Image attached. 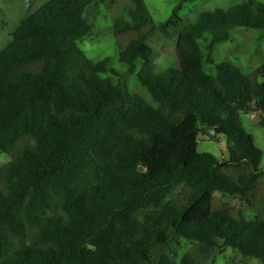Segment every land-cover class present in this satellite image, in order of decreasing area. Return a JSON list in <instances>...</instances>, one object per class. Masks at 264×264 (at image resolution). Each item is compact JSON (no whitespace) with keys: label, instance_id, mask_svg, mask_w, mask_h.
<instances>
[{"label":"trees","instance_id":"16d2710c","mask_svg":"<svg viewBox=\"0 0 264 264\" xmlns=\"http://www.w3.org/2000/svg\"><path fill=\"white\" fill-rule=\"evenodd\" d=\"M107 1L49 0L0 50V151L13 156L0 168V264H198L228 248L264 264L263 151L241 123L253 115L264 127V64L245 75L214 58L234 29L264 30V3L184 24L181 6L195 0H181L157 24L145 0H131L113 32L136 33L119 61L147 102L77 44L93 31L89 9ZM154 36H178L176 67L156 71ZM210 130L226 138L222 160L198 151ZM173 236L193 244L179 261L157 254Z\"/></svg>","mask_w":264,"mask_h":264},{"label":"rangeland","instance_id":"374dc122","mask_svg":"<svg viewBox=\"0 0 264 264\" xmlns=\"http://www.w3.org/2000/svg\"><path fill=\"white\" fill-rule=\"evenodd\" d=\"M49 0H0V50H2L11 41V33L21 24V22L39 9ZM181 0H145L147 8L154 22L159 24L169 20L174 13L175 8ZM246 0H195L193 2L183 3L179 16L184 24L197 21L200 14L205 11L224 9L240 4ZM264 3V0H257ZM132 7L131 0H108L100 4L97 8H91L88 12V18L93 26L91 35L77 42L79 48L85 55L93 60L100 61L109 59V65L115 69L121 76L115 77L111 74H104V78H113L116 84L126 83L128 89L135 94L140 95L147 102H151L147 90L140 85L136 73L129 72L128 67L119 61V47H125L132 39L136 37L135 32H128L115 35L113 32L114 21L117 19L129 20L127 9ZM205 40L200 41L201 46L207 45ZM178 36L170 40H160L152 37L149 44L156 52L155 65L157 72H163L168 68L177 66L175 57V47ZM214 58L216 63L231 62L239 67L245 75H251L262 64H264V30H253L246 28H236L231 32V40L217 45L214 48ZM206 71L212 74L214 67L206 64ZM140 69L138 62L137 72ZM241 123L247 132L253 136L256 145L263 151L262 168L264 169V127L257 125V117L253 115L241 116ZM204 134L198 141V151L200 153H210L220 160L226 157L225 136H213ZM13 156L0 151V168L10 163ZM264 184V181H263ZM1 185V181H0ZM180 189H177L171 198H174ZM215 198L227 207L233 208L234 212L241 214L248 220L257 216L256 209H248L236 198L223 196L216 192ZM193 247L190 241L183 238L172 237L167 247L160 249L157 254L170 253L179 261L180 258ZM198 264H263L254 258H245L239 251L231 248L223 253L203 257Z\"/></svg>","mask_w":264,"mask_h":264},{"label":"water","instance_id":"95a60500","mask_svg":"<svg viewBox=\"0 0 264 264\" xmlns=\"http://www.w3.org/2000/svg\"><path fill=\"white\" fill-rule=\"evenodd\" d=\"M209 134H210L211 136H215V135H216V130H210V131H209Z\"/></svg>","mask_w":264,"mask_h":264}]
</instances>
